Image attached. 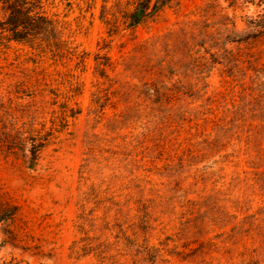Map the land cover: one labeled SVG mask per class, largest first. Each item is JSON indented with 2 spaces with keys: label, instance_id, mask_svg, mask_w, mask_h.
Listing matches in <instances>:
<instances>
[{
  "label": "rangeland",
  "instance_id": "1",
  "mask_svg": "<svg viewBox=\"0 0 264 264\" xmlns=\"http://www.w3.org/2000/svg\"><path fill=\"white\" fill-rule=\"evenodd\" d=\"M129 4L0 30V264H264V0Z\"/></svg>",
  "mask_w": 264,
  "mask_h": 264
},
{
  "label": "trees",
  "instance_id": "2",
  "mask_svg": "<svg viewBox=\"0 0 264 264\" xmlns=\"http://www.w3.org/2000/svg\"><path fill=\"white\" fill-rule=\"evenodd\" d=\"M6 19L0 23V30L6 26L9 40L25 42L27 39L50 37L54 29L52 20L42 10L41 0H0ZM129 9L123 13L125 26L133 29L176 0H129ZM31 27L32 34H28ZM4 31V30H3Z\"/></svg>",
  "mask_w": 264,
  "mask_h": 264
}]
</instances>
